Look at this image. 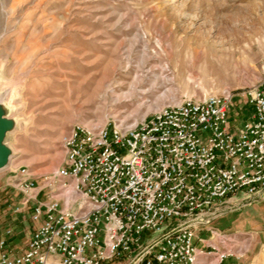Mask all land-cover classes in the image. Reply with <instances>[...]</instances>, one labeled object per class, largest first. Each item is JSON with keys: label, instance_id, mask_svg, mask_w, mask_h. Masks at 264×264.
Masks as SVG:
<instances>
[{"label": "rangeland", "instance_id": "1", "mask_svg": "<svg viewBox=\"0 0 264 264\" xmlns=\"http://www.w3.org/2000/svg\"><path fill=\"white\" fill-rule=\"evenodd\" d=\"M263 79L264 0H0L9 155L0 202L18 198L8 185L16 168L40 174L63 164L62 138L77 124L134 123L187 97L229 92L237 126L252 112L245 90ZM233 216L209 224L245 239L244 254L223 264H264V235L230 230Z\"/></svg>", "mask_w": 264, "mask_h": 264}, {"label": "built area", "instance_id": "2", "mask_svg": "<svg viewBox=\"0 0 264 264\" xmlns=\"http://www.w3.org/2000/svg\"><path fill=\"white\" fill-rule=\"evenodd\" d=\"M252 112L230 120L229 92L184 98L134 123L75 125L63 164L16 168L5 199L34 224L22 247L11 224L0 264H223L246 249L211 227L264 194V79L244 92ZM207 232L203 237L199 231ZM201 243V247L195 244Z\"/></svg>", "mask_w": 264, "mask_h": 264}, {"label": "crops", "instance_id": "3", "mask_svg": "<svg viewBox=\"0 0 264 264\" xmlns=\"http://www.w3.org/2000/svg\"><path fill=\"white\" fill-rule=\"evenodd\" d=\"M11 200L12 199H9L10 202H14ZM6 209L10 210V207L6 203V200L3 201V203L0 202V233L2 232L4 227L11 224L14 228L13 242H14V238L17 235H21L24 241L23 243L24 245L27 238L29 237L31 228L34 224L29 220L27 213H22L19 216H17L18 214L13 215L12 211H10V213L16 217L14 218L11 216L7 218L8 224H6L5 223L6 221H4V217H3ZM229 212L234 214V216L230 221L231 225L229 227L230 228L232 227L230 230L251 229V230H256L257 231L256 234L258 236L260 234L264 235V194L261 195L256 200H254L251 204L240 206L236 209L230 210ZM226 213H228V211ZM223 230H227V229H223ZM229 264H235V261Z\"/></svg>", "mask_w": 264, "mask_h": 264}, {"label": "water", "instance_id": "4", "mask_svg": "<svg viewBox=\"0 0 264 264\" xmlns=\"http://www.w3.org/2000/svg\"><path fill=\"white\" fill-rule=\"evenodd\" d=\"M6 128V122L4 118L0 115V168H2L7 162L8 152L6 147L2 144V138L4 130Z\"/></svg>", "mask_w": 264, "mask_h": 264}, {"label": "bare ground", "instance_id": "5", "mask_svg": "<svg viewBox=\"0 0 264 264\" xmlns=\"http://www.w3.org/2000/svg\"><path fill=\"white\" fill-rule=\"evenodd\" d=\"M3 144H5V143H3ZM8 157H9V155H8ZM8 157H7V158H8ZM6 164H7V162L5 163V165L3 166V168H4L5 166H7ZM1 169H2V168H1Z\"/></svg>", "mask_w": 264, "mask_h": 264}]
</instances>
